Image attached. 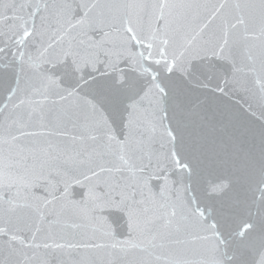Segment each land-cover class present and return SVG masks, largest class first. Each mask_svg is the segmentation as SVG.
Returning a JSON list of instances; mask_svg holds the SVG:
<instances>
[{
    "label": "snow or ice",
    "instance_id": "6c2138e0",
    "mask_svg": "<svg viewBox=\"0 0 264 264\" xmlns=\"http://www.w3.org/2000/svg\"><path fill=\"white\" fill-rule=\"evenodd\" d=\"M0 264H264V0H0Z\"/></svg>",
    "mask_w": 264,
    "mask_h": 264
}]
</instances>
